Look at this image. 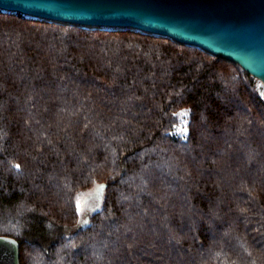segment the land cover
Returning a JSON list of instances; mask_svg holds the SVG:
<instances>
[{"label": "trees", "instance_id": "16d2710c", "mask_svg": "<svg viewBox=\"0 0 264 264\" xmlns=\"http://www.w3.org/2000/svg\"><path fill=\"white\" fill-rule=\"evenodd\" d=\"M258 87L167 38L0 11V236L20 264H264Z\"/></svg>", "mask_w": 264, "mask_h": 264}, {"label": "water", "instance_id": "95a60500", "mask_svg": "<svg viewBox=\"0 0 264 264\" xmlns=\"http://www.w3.org/2000/svg\"><path fill=\"white\" fill-rule=\"evenodd\" d=\"M30 20L167 38L238 64L264 99V0H0ZM106 186L96 187L104 193ZM88 220V219H87ZM0 264H20V243L0 236Z\"/></svg>", "mask_w": 264, "mask_h": 264}, {"label": "rangeland", "instance_id": "374dc122", "mask_svg": "<svg viewBox=\"0 0 264 264\" xmlns=\"http://www.w3.org/2000/svg\"><path fill=\"white\" fill-rule=\"evenodd\" d=\"M260 85H261V83H260V81H258V86H260ZM181 116H182L181 117L182 123H181L180 127L178 128V133L186 134V132H187L186 124L187 123L184 120L186 113H184V112L181 113ZM80 196L81 197L79 198L78 204L80 207V216L82 218L81 222L83 224L92 212H94L100 208V206L102 204L103 194L100 192H97L96 189L93 188V190L86 191V192L80 194ZM69 232H70L69 230H62L61 231L62 234L69 233Z\"/></svg>", "mask_w": 264, "mask_h": 264}]
</instances>
